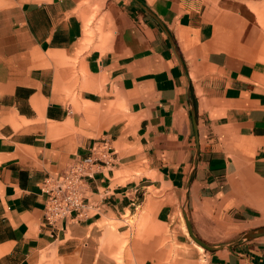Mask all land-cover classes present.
Instances as JSON below:
<instances>
[{"label": "crops", "instance_id": "obj_1", "mask_svg": "<svg viewBox=\"0 0 264 264\" xmlns=\"http://www.w3.org/2000/svg\"><path fill=\"white\" fill-rule=\"evenodd\" d=\"M254 1L0 0V264H264ZM103 141L87 217L48 225Z\"/></svg>", "mask_w": 264, "mask_h": 264}, {"label": "built area", "instance_id": "obj_2", "mask_svg": "<svg viewBox=\"0 0 264 264\" xmlns=\"http://www.w3.org/2000/svg\"><path fill=\"white\" fill-rule=\"evenodd\" d=\"M112 156L110 143L103 141L93 149L90 157L74 162L59 177L46 179L42 191L47 196L44 218L48 225L56 226L73 214L87 217L92 209L89 181L97 168L110 165Z\"/></svg>", "mask_w": 264, "mask_h": 264}, {"label": "rangeland", "instance_id": "obj_3", "mask_svg": "<svg viewBox=\"0 0 264 264\" xmlns=\"http://www.w3.org/2000/svg\"><path fill=\"white\" fill-rule=\"evenodd\" d=\"M250 8L253 10L254 17L248 18V20L256 26L261 32L260 40L261 43H264V0H258L249 3ZM175 264H181L178 260H176Z\"/></svg>", "mask_w": 264, "mask_h": 264}, {"label": "water", "instance_id": "obj_4", "mask_svg": "<svg viewBox=\"0 0 264 264\" xmlns=\"http://www.w3.org/2000/svg\"><path fill=\"white\" fill-rule=\"evenodd\" d=\"M186 221H187L189 233H190V235H191V237L195 243L199 244L200 246H202L207 251H216L217 249H219L218 247L209 246V245L205 244L204 242H202L200 239H198L196 237V235L194 234V232L192 231V228H191L190 223H189L187 218H186ZM263 236H264V228H261V229L251 231V232L245 234L243 236L242 240L243 241H250L252 239L260 238Z\"/></svg>", "mask_w": 264, "mask_h": 264}, {"label": "bare ground", "instance_id": "obj_5", "mask_svg": "<svg viewBox=\"0 0 264 264\" xmlns=\"http://www.w3.org/2000/svg\"><path fill=\"white\" fill-rule=\"evenodd\" d=\"M186 231V230H185ZM193 242V241H192ZM195 246V245H194ZM197 248L199 249V251L203 252L204 248L202 246H200L199 244L196 243Z\"/></svg>", "mask_w": 264, "mask_h": 264}]
</instances>
